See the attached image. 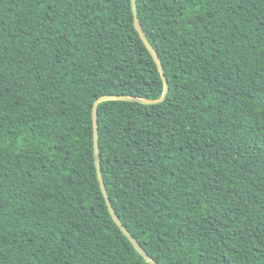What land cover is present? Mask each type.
Returning a JSON list of instances; mask_svg holds the SVG:
<instances>
[{
	"label": "trees",
	"instance_id": "1",
	"mask_svg": "<svg viewBox=\"0 0 264 264\" xmlns=\"http://www.w3.org/2000/svg\"><path fill=\"white\" fill-rule=\"evenodd\" d=\"M138 9L170 90L99 106L114 209L159 264H264V0ZM164 90L132 0H0V264H152L93 107Z\"/></svg>",
	"mask_w": 264,
	"mask_h": 264
},
{
	"label": "water",
	"instance_id": "2",
	"mask_svg": "<svg viewBox=\"0 0 264 264\" xmlns=\"http://www.w3.org/2000/svg\"><path fill=\"white\" fill-rule=\"evenodd\" d=\"M132 7L134 12V20H135V26L144 41L146 47L150 51L151 55L153 56L165 83V90L163 95L158 99H151V98H145L140 97L136 95H128V94H106L101 97H99L93 107V124H94V148H95V158H96V165H97V174L100 181L101 189L103 191V194L105 196L107 205L109 207V211L116 222V224L121 228V230L124 232V234L131 240V242L134 244L136 249L140 252L142 256L146 258L147 261H149L152 264H159L156 260H154L143 248V246L140 244V242L134 237V235L130 232V230L127 228V226L122 222L120 217L117 215L114 206L112 204V200L110 198L103 170H102V162H101V151H100V129H99V106L101 102L103 101H109V100H125V101H136L141 102L144 104H158L166 100L169 90H170V83L169 79L166 75L164 64L157 52V50L152 45L151 41L149 40L148 36L146 35L142 24L140 22L139 18V9H138V0H132Z\"/></svg>",
	"mask_w": 264,
	"mask_h": 264
}]
</instances>
